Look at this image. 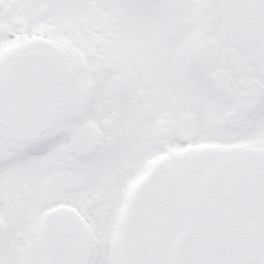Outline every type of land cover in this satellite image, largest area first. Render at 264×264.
I'll return each mask as SVG.
<instances>
[{
    "label": "flooded vegetation",
    "instance_id": "obj_1",
    "mask_svg": "<svg viewBox=\"0 0 264 264\" xmlns=\"http://www.w3.org/2000/svg\"><path fill=\"white\" fill-rule=\"evenodd\" d=\"M30 52L55 61L109 182L80 191L79 207L56 203L60 172L23 170L0 185V264H48L49 239L70 217L87 264H171L184 234L206 264L227 259L241 233L264 245V131L252 130L264 103V0H0V80ZM154 126L218 136L143 172L137 160L116 168L108 153L138 159ZM173 163L177 175L154 190ZM175 197L194 211L180 228L164 219Z\"/></svg>",
    "mask_w": 264,
    "mask_h": 264
},
{
    "label": "snow or ice",
    "instance_id": "obj_2",
    "mask_svg": "<svg viewBox=\"0 0 264 264\" xmlns=\"http://www.w3.org/2000/svg\"><path fill=\"white\" fill-rule=\"evenodd\" d=\"M3 38L9 37L5 35ZM41 91L50 99L60 97L62 102L51 103L32 114L18 111L14 117L0 110V185H6L15 174L23 170L60 172L63 177L57 183V195L61 199L56 203L79 207L80 191H96L108 184L105 162L92 151L90 141L82 131L81 120L71 110L75 94L61 93L51 76L41 85ZM256 111V126L252 130L258 128L264 131V103ZM217 136L215 129L207 126L197 132L187 130L179 136L167 137L154 126L144 130L141 135L138 151L142 155L138 159L136 152L127 149L115 154L110 152L108 156L116 168H123L129 161L137 160L138 170L143 172L150 159L167 156L174 150L187 149L192 145L212 142ZM178 171L173 163L164 176L153 181V189L158 190L167 184ZM193 215V209L185 200L175 197L166 210L165 224L180 228ZM237 232L240 230H230L233 235ZM83 237V226L75 217H70L68 226L56 231L55 252L50 264H87L85 259L78 257L72 250L73 240H82ZM238 239L242 243L224 250L227 259H213L210 264H264V245L258 242L250 244L244 233ZM179 264H197L194 252L187 244L182 249Z\"/></svg>",
    "mask_w": 264,
    "mask_h": 264
},
{
    "label": "water",
    "instance_id": "obj_3",
    "mask_svg": "<svg viewBox=\"0 0 264 264\" xmlns=\"http://www.w3.org/2000/svg\"><path fill=\"white\" fill-rule=\"evenodd\" d=\"M10 76L0 82V107L9 117L18 111L32 114L51 103H60V97L45 96L41 85L53 77L59 88L54 63L44 55L30 54L18 58L10 68Z\"/></svg>",
    "mask_w": 264,
    "mask_h": 264
}]
</instances>
